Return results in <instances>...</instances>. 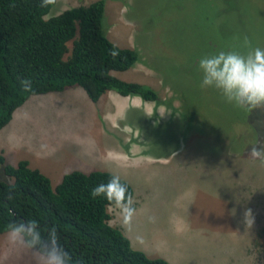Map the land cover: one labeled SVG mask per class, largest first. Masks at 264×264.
I'll list each match as a JSON object with an SVG mask.
<instances>
[{"label":"rangeland","instance_id":"374dc122","mask_svg":"<svg viewBox=\"0 0 264 264\" xmlns=\"http://www.w3.org/2000/svg\"><path fill=\"white\" fill-rule=\"evenodd\" d=\"M91 1L55 0L48 15ZM103 3L106 37L139 54L129 69L112 73L150 86L163 102L110 91L94 103L79 87L30 95L0 131L8 133L3 149L21 142L11 155L0 149L5 163L27 158L52 188L71 167L118 175L133 190L134 211L108 205V223L148 257L264 264V163L249 156L252 145H264V106L228 103L200 86L198 68L205 55L264 48V0ZM133 98L141 108L128 104ZM0 180L10 181L1 165ZM7 232L0 233V264H38L36 251L10 242Z\"/></svg>","mask_w":264,"mask_h":264},{"label":"trees","instance_id":"16d2710c","mask_svg":"<svg viewBox=\"0 0 264 264\" xmlns=\"http://www.w3.org/2000/svg\"><path fill=\"white\" fill-rule=\"evenodd\" d=\"M54 1L0 0V128L30 95L70 87L81 88L92 102L106 91L163 102L150 86L112 73L129 69L139 54L106 37L103 0L48 15ZM0 165L10 179L0 180V233L35 221L39 246L63 249L70 264H168L131 248L121 231L109 225L106 207L128 203L106 187L111 172L71 170L52 188L49 178L24 159L10 165L0 155ZM121 183L131 198V186L123 179ZM97 188L101 195L93 194Z\"/></svg>","mask_w":264,"mask_h":264},{"label":"clouds","instance_id":"9594fccd","mask_svg":"<svg viewBox=\"0 0 264 264\" xmlns=\"http://www.w3.org/2000/svg\"><path fill=\"white\" fill-rule=\"evenodd\" d=\"M52 0H43L47 5ZM247 43V41H246ZM198 68L202 73L201 87H212L220 91L228 103L242 109L264 106V48H250L246 54L237 51H220L205 55L199 60ZM252 160L264 163V145H252L249 151ZM103 187V186H102ZM115 194H123L120 202L128 201L127 211L133 212L130 194L121 183L118 175H113L106 186ZM94 195H101L100 188L93 190ZM115 199V196L113 197ZM245 223L251 227V210L245 213ZM53 231H55L53 229ZM11 242L26 244L36 249L38 264H70L71 256L58 247L39 246L40 236L35 221L13 224L10 226Z\"/></svg>","mask_w":264,"mask_h":264},{"label":"crops","instance_id":"0c3cea01","mask_svg":"<svg viewBox=\"0 0 264 264\" xmlns=\"http://www.w3.org/2000/svg\"><path fill=\"white\" fill-rule=\"evenodd\" d=\"M106 92H110V91H106ZM80 95V94H79ZM103 95V94H102ZM101 97V96H100ZM100 97L98 98V99H100ZM124 97V96H123ZM126 97V96H125ZM137 97V96H136ZM135 97V98H136ZM116 98V97H115ZM135 98H133L132 100H131V102L130 103H128V104H134V105H138L139 107L140 106H142L140 103H138V100L136 101V99ZM97 99V100H98ZM123 99V98H122ZM135 99V101H133ZM27 100V99H26ZM92 102V101H91ZM94 103H97V101H95ZM127 104V105H128ZM22 105V104H21ZM126 105V106H127ZM144 105V104H143ZM125 106V107H126ZM19 107V106H18ZM15 108L13 111H12V113H11V117H10V119H9V121L3 126V127H1L0 129V131H2L3 129H5L8 125H11V124H13V121L19 116V109L20 108ZM141 108V107H140ZM144 111V110H143ZM147 112H149L148 111V107H147ZM144 114H145V111H144ZM6 134H8L7 132H4V133H1L0 134V140L1 141H3L4 139H6V137H7V135ZM20 145H21V142H20V140H18V141H12V142H10V147L8 148V147H6L5 149H3L2 147H1V145H0V149H2V150H4L5 152H8L7 153V155H11L12 153H14V151L17 149V148H19L20 147ZM0 155H1V152H0ZM2 157H3V159H4V162H6L5 161V159H6V157L4 156V155H1ZM22 159H24V160H26L27 161V165L30 167V168H32V165H33V163H31L32 165H30V161L27 159V158H22ZM18 160H21V159H18ZM17 160V161H18ZM72 161L71 160H69V162L68 163H71ZM17 162H15V164H16ZM85 164H88V162H83L81 165L82 166H85ZM93 165V164H92ZM92 165H90V166H92ZM37 169V168H36ZM38 170V169H37ZM71 170H79V171H82L83 169H81V167H71V168H69L68 169V171H71ZM92 169H89V171H91ZM67 171V172H68ZM88 171V172H89ZM83 172V171H82ZM66 173V172H65ZM63 175V174H62ZM61 175V176H62ZM61 178V177H60ZM60 180V179H59ZM59 182V181H58ZM57 182V183H58ZM7 232V231H6ZM8 233V235H6L7 236V238L6 239H8L10 242H11V240H10V238H9V236H10V232H7ZM27 247V246H26ZM26 249H30L29 247L28 248H26ZM31 251H32V249H30ZM28 251V250H27ZM33 255H36V254H33Z\"/></svg>","mask_w":264,"mask_h":264}]
</instances>
